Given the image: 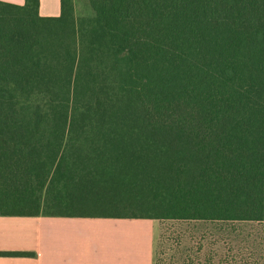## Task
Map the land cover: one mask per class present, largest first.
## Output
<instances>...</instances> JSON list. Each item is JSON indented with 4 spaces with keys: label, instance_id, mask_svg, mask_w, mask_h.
I'll list each match as a JSON object with an SVG mask.
<instances>
[{
    "label": "trees",
    "instance_id": "1",
    "mask_svg": "<svg viewBox=\"0 0 264 264\" xmlns=\"http://www.w3.org/2000/svg\"><path fill=\"white\" fill-rule=\"evenodd\" d=\"M89 4L0 2V215L264 223V0Z\"/></svg>",
    "mask_w": 264,
    "mask_h": 264
},
{
    "label": "crops",
    "instance_id": "2",
    "mask_svg": "<svg viewBox=\"0 0 264 264\" xmlns=\"http://www.w3.org/2000/svg\"><path fill=\"white\" fill-rule=\"evenodd\" d=\"M60 13L61 0H40V16ZM156 221L0 215V252L29 253L0 254V264H153Z\"/></svg>",
    "mask_w": 264,
    "mask_h": 264
},
{
    "label": "rangeland",
    "instance_id": "3",
    "mask_svg": "<svg viewBox=\"0 0 264 264\" xmlns=\"http://www.w3.org/2000/svg\"><path fill=\"white\" fill-rule=\"evenodd\" d=\"M77 17L93 16L76 0ZM155 264H264V223L158 220Z\"/></svg>",
    "mask_w": 264,
    "mask_h": 264
}]
</instances>
